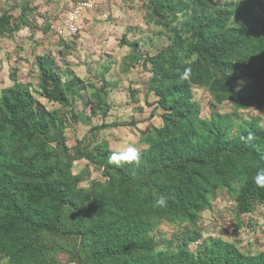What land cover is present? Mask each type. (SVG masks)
I'll use <instances>...</instances> for the list:
<instances>
[{"label":"trees","instance_id":"trees-1","mask_svg":"<svg viewBox=\"0 0 264 264\" xmlns=\"http://www.w3.org/2000/svg\"><path fill=\"white\" fill-rule=\"evenodd\" d=\"M17 6L18 17L11 9L0 14V36L28 25L32 6ZM148 6L149 21L169 42L154 54L133 46L123 59V71L148 62L160 68L148 90L162 123L142 132L143 148L115 151L97 139L117 125L104 122L115 81L101 78L86 100L88 115L47 109L16 68L0 88V264H264V250L202 238L199 226L218 192H233L239 215L264 204V121L250 113L264 106V0ZM35 63L44 95L63 107L86 88L72 71L53 68L48 55ZM193 86L230 111L202 117ZM97 115L103 122L69 146L68 120ZM76 159L102 178L84 185L89 174L73 170ZM164 223L174 229L167 240L158 237Z\"/></svg>","mask_w":264,"mask_h":264},{"label":"rangeland","instance_id":"rangeland-1","mask_svg":"<svg viewBox=\"0 0 264 264\" xmlns=\"http://www.w3.org/2000/svg\"><path fill=\"white\" fill-rule=\"evenodd\" d=\"M89 1L92 5L81 14L78 32L69 35L59 33V30L74 0H0V14L4 9H11L15 17L20 13V7H14L17 3L26 2L32 6L26 15L27 26L13 36H0V88L12 83L9 74L16 68L17 79L28 83L34 98L47 109L60 108L69 116L71 107L77 113L88 115L86 100L93 89L100 86L101 78L115 81L117 86L108 91L110 110L104 122H116L117 125L100 129L97 139L107 141L109 148L115 151L139 150L145 146L141 140L142 132L162 123L161 109L156 102L158 97L154 90H148L149 81L160 72V68L148 62L146 65L135 64L128 71H123V59L127 53L133 52V46L142 53L154 54L169 42L168 37L162 27L149 21L151 11L148 0ZM224 1L214 0L216 5ZM42 54L49 56L53 68L72 71L85 82L86 88L74 98L72 106L63 107L57 100L44 95L35 63L36 57ZM191 91L192 98L200 104L202 117H208L213 108L230 111L229 104L214 106L203 88L193 86ZM250 113L264 121V106L251 107ZM68 121L65 134L71 147L91 126L103 122L100 115L90 119L81 117L75 123ZM86 163L85 159H76L73 163L75 172L86 170L89 174L84 185L92 179L102 178L96 166H87ZM237 209L233 192H218L212 200V208L201 214L199 226L202 238L211 235L247 246L253 252L264 250V204L253 205L242 215L237 213ZM239 221L242 222L237 225ZM161 228L162 233L158 237L169 239L174 229L165 223ZM191 247L194 248V245Z\"/></svg>","mask_w":264,"mask_h":264},{"label":"built area","instance_id":"built-area-1","mask_svg":"<svg viewBox=\"0 0 264 264\" xmlns=\"http://www.w3.org/2000/svg\"><path fill=\"white\" fill-rule=\"evenodd\" d=\"M92 5L89 0H74L69 10L65 13L63 27L59 30L64 34L74 35L79 29V19L83 11Z\"/></svg>","mask_w":264,"mask_h":264}]
</instances>
